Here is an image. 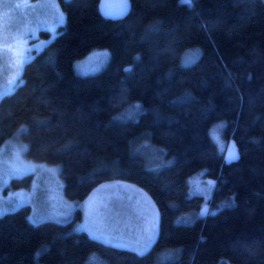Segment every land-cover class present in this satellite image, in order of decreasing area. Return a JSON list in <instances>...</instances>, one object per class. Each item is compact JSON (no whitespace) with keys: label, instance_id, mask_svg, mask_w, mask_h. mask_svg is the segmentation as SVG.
Returning a JSON list of instances; mask_svg holds the SVG:
<instances>
[{"label":"trees","instance_id":"1","mask_svg":"<svg viewBox=\"0 0 264 264\" xmlns=\"http://www.w3.org/2000/svg\"><path fill=\"white\" fill-rule=\"evenodd\" d=\"M98 1L60 0L63 25L0 99V148L17 137L26 159L58 166L72 201L110 180L138 187L158 235L139 257L74 231L79 211L32 224L24 207L0 216V264H264V0H130L118 22ZM97 49L107 64L77 73ZM229 142L239 158L227 163ZM199 173L215 181L206 215L189 195ZM20 188L28 176L10 181Z\"/></svg>","mask_w":264,"mask_h":264},{"label":"rangeland","instance_id":"2","mask_svg":"<svg viewBox=\"0 0 264 264\" xmlns=\"http://www.w3.org/2000/svg\"><path fill=\"white\" fill-rule=\"evenodd\" d=\"M63 23L60 0H27V3L24 0H0L3 43L11 45L13 49L9 51L5 47L0 55V99L12 93L20 84L24 65L52 41ZM41 32L48 35L42 37ZM17 38L19 43L16 42ZM93 51L102 52L104 49ZM86 57L74 63L75 71L82 75L99 72L109 60L107 58L92 70V64L83 63ZM78 62H81L79 68ZM15 138L9 139L0 148V216L27 207L30 223L33 220L37 221L35 224L67 223L79 211L82 219L73 225L74 231L84 232L89 238L106 245H119L130 251L131 247L142 246V230L149 227L153 216L159 226V214L149 196L124 181L103 182L82 201L67 199L63 193L59 167L26 159V145ZM232 145L229 142L224 154L227 163ZM25 176H28L29 188L9 189L12 179ZM196 176L197 179L193 181H198V185L190 183L189 195L203 197V208L213 188L209 183L212 180L201 177L200 173ZM81 226L85 227L77 231ZM93 260H90L91 264H95Z\"/></svg>","mask_w":264,"mask_h":264},{"label":"snow or ice","instance_id":"3","mask_svg":"<svg viewBox=\"0 0 264 264\" xmlns=\"http://www.w3.org/2000/svg\"><path fill=\"white\" fill-rule=\"evenodd\" d=\"M25 3H27V0H24ZM181 4H188L190 7H194L193 4V0H180ZM105 5L102 2L101 4V8L104 9ZM125 7H127V5L125 4ZM104 14L106 16H112L113 13L109 12V11H105ZM62 19V17H61ZM201 27L207 29L208 25L207 24H203L201 25ZM16 42L19 43V39H16ZM5 47H8L9 51H12V46L11 45H4L3 43V35H2V28H0V55H2ZM110 53L105 49L104 51L100 52V51H93L92 53L89 54L88 57H86L85 61L83 63H89L92 64V70H95V68H98L102 63H104V61L109 58ZM137 59H139V57H137ZM81 62L77 63V67H80ZM125 72H129L131 71V66L127 67L124 69ZM179 99H183V98H179ZM140 109H142V105L139 103H136L134 105H130V108L127 112V115H132L133 112H137ZM123 116H118V117H114V120H118V119H123ZM223 125H218L215 126L212 130H210V134L212 136V138L214 140H216L219 143V137L216 133V127H222ZM221 147V151H223V144L221 143L220 145ZM161 151H166V150H161ZM239 158V153L236 151L235 149V144L233 143L231 149L228 152V157L227 159L229 160V162H231V160L234 159H238ZM172 161H167L164 163H161L160 165L157 166L156 170H159L160 168L163 167H167L168 165L172 164ZM189 183H197L198 185V181H193L191 178L189 180ZM210 184L215 185V181H209ZM208 213V208H207V204H205V206L201 209L200 215H206ZM32 223H37V221L33 220ZM158 221L156 219L155 216H153V218L151 219V221L149 222V227L146 230H142L143 231V243L142 246L139 247H131L130 245H127V247H131V250L133 252H135L139 257H144L149 253V250L151 248V245L153 244V242L155 241L157 234H158V227H157ZM85 226H81L79 229H76L77 231L83 229ZM119 246V245H118ZM92 259H95V257L93 256Z\"/></svg>","mask_w":264,"mask_h":264},{"label":"water","instance_id":"4","mask_svg":"<svg viewBox=\"0 0 264 264\" xmlns=\"http://www.w3.org/2000/svg\"><path fill=\"white\" fill-rule=\"evenodd\" d=\"M102 2L105 5L104 9L101 8ZM125 4L127 7H125ZM97 9L104 20L118 22L124 20L128 16L131 9V2L130 0H99ZM105 11L112 12L113 15L106 16L104 14Z\"/></svg>","mask_w":264,"mask_h":264}]
</instances>
